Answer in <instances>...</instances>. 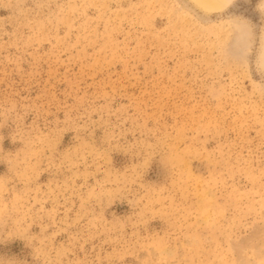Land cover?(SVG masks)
Returning <instances> with one entry per match:
<instances>
[{
    "label": "rangeland",
    "instance_id": "1",
    "mask_svg": "<svg viewBox=\"0 0 264 264\" xmlns=\"http://www.w3.org/2000/svg\"><path fill=\"white\" fill-rule=\"evenodd\" d=\"M0 264H264V0H0Z\"/></svg>",
    "mask_w": 264,
    "mask_h": 264
},
{
    "label": "bare ground",
    "instance_id": "2",
    "mask_svg": "<svg viewBox=\"0 0 264 264\" xmlns=\"http://www.w3.org/2000/svg\"><path fill=\"white\" fill-rule=\"evenodd\" d=\"M198 3L202 4L205 7H211L216 5V0H196Z\"/></svg>",
    "mask_w": 264,
    "mask_h": 264
}]
</instances>
